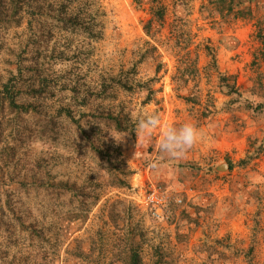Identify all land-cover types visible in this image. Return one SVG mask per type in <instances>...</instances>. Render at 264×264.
Here are the masks:
<instances>
[{
  "label": "rangeland",
  "instance_id": "1",
  "mask_svg": "<svg viewBox=\"0 0 264 264\" xmlns=\"http://www.w3.org/2000/svg\"><path fill=\"white\" fill-rule=\"evenodd\" d=\"M135 263L264 264V0H0V264Z\"/></svg>",
  "mask_w": 264,
  "mask_h": 264
},
{
  "label": "clouds",
  "instance_id": "2",
  "mask_svg": "<svg viewBox=\"0 0 264 264\" xmlns=\"http://www.w3.org/2000/svg\"><path fill=\"white\" fill-rule=\"evenodd\" d=\"M161 117L157 113L147 112L142 114L136 122V134L138 139L145 142L151 141L154 130L160 127ZM200 130L191 122H185L179 126H169L163 129L158 138L159 154L162 158L175 160L181 159L199 142ZM156 168L160 161L149 162Z\"/></svg>",
  "mask_w": 264,
  "mask_h": 264
},
{
  "label": "trees",
  "instance_id": "3",
  "mask_svg": "<svg viewBox=\"0 0 264 264\" xmlns=\"http://www.w3.org/2000/svg\"><path fill=\"white\" fill-rule=\"evenodd\" d=\"M161 12H162L161 8H158V10L155 11L153 17L146 23L144 29H145V32L147 33V35H151L157 27H159L163 24V21L161 19ZM214 59H213V61L215 62Z\"/></svg>",
  "mask_w": 264,
  "mask_h": 264
},
{
  "label": "water",
  "instance_id": "4",
  "mask_svg": "<svg viewBox=\"0 0 264 264\" xmlns=\"http://www.w3.org/2000/svg\"><path fill=\"white\" fill-rule=\"evenodd\" d=\"M219 170H223V169H228L229 168V166H228V164H221V165H219L218 167H217Z\"/></svg>",
  "mask_w": 264,
  "mask_h": 264
}]
</instances>
